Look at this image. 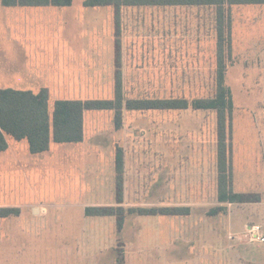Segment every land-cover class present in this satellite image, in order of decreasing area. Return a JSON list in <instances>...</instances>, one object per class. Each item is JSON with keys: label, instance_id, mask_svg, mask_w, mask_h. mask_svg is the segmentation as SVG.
Segmentation results:
<instances>
[{"label": "rangeland", "instance_id": "374dc122", "mask_svg": "<svg viewBox=\"0 0 264 264\" xmlns=\"http://www.w3.org/2000/svg\"><path fill=\"white\" fill-rule=\"evenodd\" d=\"M84 1L73 0L68 7L51 8L49 19L39 15V9L7 8L0 0V50L6 51L18 41L24 53L42 51L45 47H50V51H85L88 56L80 57L102 60L103 70L110 76L118 61L126 98L182 93L187 97H204L201 93L212 92L216 66L214 9H124L120 11L117 32V10L87 8ZM44 10L49 16V10ZM231 12L233 55L228 62L226 84L233 102L230 122L233 187L236 193L257 191L254 194L264 204V5L237 6ZM116 33L119 35L115 38ZM144 70L148 71L144 73ZM132 77L141 81L133 82L137 84L135 87L130 83ZM104 86L101 96L106 100L114 98L115 85L110 87L105 83ZM105 114L97 118V125L107 130L110 121ZM196 114L203 124L195 132V141L198 143L201 137L205 145L217 146L216 112ZM90 118L94 122L96 117ZM130 118L126 123H133L134 117ZM90 127L88 124L89 136L93 134L89 133ZM104 138L111 139L109 132L107 135L105 132ZM149 138L147 132L145 139ZM89 142L92 147L98 144L95 138ZM63 148L50 159V173L39 168V180H30L34 187L31 193L46 205L49 187H56L54 181L64 185L65 163L59 155L71 147ZM91 170L86 178L85 198L76 201L58 192L50 200L46 216L23 208L20 217L0 219V258L5 264H264V244L230 247L236 246V242L228 238L230 220L241 225L248 221L264 225V206L216 204L211 212L222 207L233 213L230 216L214 214L209 219H201L196 214L177 219H146L138 214L124 219L120 229L116 216L86 218L84 215L85 207L81 205L101 206L91 204L115 201L111 199L112 193L109 194L115 186L108 165H100L96 170L103 177L95 185L89 181ZM215 170L217 173V162ZM23 175L2 180L7 198L29 199L30 194H26L29 180L18 179ZM18 192L20 195H16ZM55 193L50 191V196ZM213 225L215 231H206Z\"/></svg>", "mask_w": 264, "mask_h": 264}, {"label": "crops", "instance_id": "0c3cea01", "mask_svg": "<svg viewBox=\"0 0 264 264\" xmlns=\"http://www.w3.org/2000/svg\"><path fill=\"white\" fill-rule=\"evenodd\" d=\"M17 8L39 9L37 11L39 15L41 14L42 17L50 19V9L58 7H14L13 9ZM44 9L49 10V16L46 15L47 12ZM117 35L119 34L116 33L115 38ZM14 36L20 37L18 34ZM14 42L6 51L0 50V89L32 91L34 93H39L46 89L49 92L51 104L58 100H106L103 98L104 96H101L100 91L105 88V83L110 85V87L112 84L115 85L118 73L122 72L120 70L121 65L116 61V69L111 71L112 74L110 76L105 69L103 70L102 60L98 62L93 58L90 60L81 58L80 55L88 56L85 51L77 52L72 49L50 51V47H45L42 51L35 50L24 53L20 43H17L18 41ZM147 71L144 70V73ZM136 81L141 82L136 77H132L130 83L135 87L137 85L134 84ZM163 88L165 89L166 87L163 86ZM145 96H139L138 98ZM165 96L157 97L166 98ZM189 110H124L122 125L119 126L116 123L114 111H89L84 115V141L82 143L57 144L52 142L47 152L38 155L30 153L29 144L26 140L17 141L8 136V149L0 153V208H19L21 211L23 208H30L34 211V214L46 216L49 213L50 200L58 192H61L64 197H69L76 201L85 198L86 178H88L90 169L92 170L89 175V181L95 185L96 181L103 177L96 170L100 165L107 164L110 169V178L115 186L109 194L112 193L111 199L115 201L112 204H91L101 206L90 207H121L126 211L125 219L138 215L137 213H129L128 210L130 209L164 207L190 208V214L186 217L196 214L201 219H209L215 216L210 210L216 204H221L217 200L218 171L216 173L215 170V162H217L216 149L218 147L213 144L211 146L205 145L206 141L202 140L201 137L198 138V143L195 141L194 138L197 136L195 132L201 130L200 127H202L203 121L196 114V112L200 111L193 110L194 113L190 114ZM91 112L100 113L92 114ZM134 112L137 115L133 114ZM103 113H106L105 115L108 116L110 121V128L107 130L97 125V118L102 117ZM87 116H89V122L87 121ZM90 117H96L94 122H92ZM130 117H134V120L133 123L130 122L128 124L126 122L130 121ZM88 124L91 126L89 133L92 134L93 132L90 136L87 132ZM105 132L106 135L109 132L110 140L104 138ZM147 132L150 135L148 140L145 139ZM92 138L96 139L97 146H89V140ZM24 141L27 142V145L26 143L24 144ZM63 147H71L67 152H63L61 157L59 155V159L65 163L64 171L62 170L65 180L64 185L62 186L61 181L58 183L54 181L56 187H49V197L47 199L49 204L46 205L41 199L34 197L31 193L34 187L30 185V180L35 179L36 182L39 180L41 173L39 168L50 173V159L54 158L57 151L65 149ZM119 150L123 153L124 160L121 192L118 189V174L116 170V158ZM88 152L90 153L88 154ZM23 157L25 158L22 159ZM19 174H24L22 178L18 177L19 180L27 182L29 180L26 191L27 195L30 194L29 199L21 197L19 199H9L7 198V192L2 189L3 179L10 176L16 178ZM50 191L56 193L50 196ZM254 193H257V191L246 195H255ZM16 195H20L19 192ZM120 200H122V203H119ZM261 202L262 199L258 203L234 205L259 208L264 206ZM81 206L85 207L84 215L88 218L85 211L89 206ZM259 212L260 210L258 209L257 213ZM222 213L230 216L233 212L231 209L227 210L226 208ZM138 216H143L146 219L157 217L183 218V216L140 214ZM170 221L176 222L174 219ZM252 225L261 226L264 233V225L259 223L248 221L241 225L240 223L235 224L233 220H230L228 223V238L229 241L236 242V246L230 247H239L244 244L245 242L232 238V236L243 233L248 226ZM185 226H187L186 222ZM206 231H215L214 225ZM0 264H5L1 258Z\"/></svg>", "mask_w": 264, "mask_h": 264}, {"label": "trees", "instance_id": "16d2710c", "mask_svg": "<svg viewBox=\"0 0 264 264\" xmlns=\"http://www.w3.org/2000/svg\"><path fill=\"white\" fill-rule=\"evenodd\" d=\"M7 8L14 7H58L72 5L73 0H2ZM85 7H113L117 10L116 26L120 31V11L130 8H211L214 9V31L216 37V66L213 73V87L204 97L171 95L166 98L145 96L126 98L119 72L116 78L115 95L111 100H58L50 102L48 90L39 93L0 89V153L8 149L7 137L17 141L26 140L33 155L50 149L57 144H79L84 141V115L89 111H114L117 125H122V114L128 111H215L218 118L217 200L221 204H246L261 201L257 195L236 193L233 189V168L231 161L230 128L233 111L232 94L226 84L228 62L233 55L232 8L237 6L264 5V0H85ZM118 189L123 187L124 160L119 150L116 158ZM119 203H122L120 200ZM222 207L214 214L222 213ZM129 213L140 215L188 216L190 208L164 207L153 209H130ZM19 208H0V219L19 217ZM88 217L116 216L121 229L126 211L121 207H88Z\"/></svg>", "mask_w": 264, "mask_h": 264}, {"label": "built area", "instance_id": "2783aa9c", "mask_svg": "<svg viewBox=\"0 0 264 264\" xmlns=\"http://www.w3.org/2000/svg\"><path fill=\"white\" fill-rule=\"evenodd\" d=\"M232 238H237L248 244H264V233L259 225L248 226L243 233L232 236Z\"/></svg>", "mask_w": 264, "mask_h": 264}]
</instances>
